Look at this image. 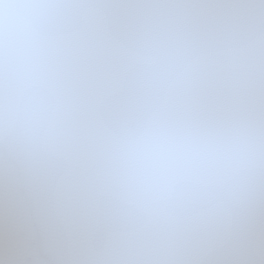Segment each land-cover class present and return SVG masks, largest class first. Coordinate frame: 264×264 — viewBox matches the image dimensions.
<instances>
[{"label": "snow or ice", "instance_id": "1", "mask_svg": "<svg viewBox=\"0 0 264 264\" xmlns=\"http://www.w3.org/2000/svg\"><path fill=\"white\" fill-rule=\"evenodd\" d=\"M0 264H264V0H0Z\"/></svg>", "mask_w": 264, "mask_h": 264}]
</instances>
